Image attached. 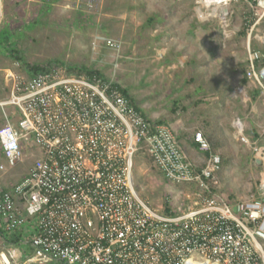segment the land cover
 Segmentation results:
<instances>
[{
  "label": "built area",
  "instance_id": "built-area-1",
  "mask_svg": "<svg viewBox=\"0 0 264 264\" xmlns=\"http://www.w3.org/2000/svg\"><path fill=\"white\" fill-rule=\"evenodd\" d=\"M232 1L239 0L216 4ZM242 1L245 77L264 95V0ZM28 77L12 80L3 104L13 115L1 106L0 126V171L23 162L20 144L36 149L20 179L0 186V226H32V253L20 264H264V168L257 197L230 198L220 183L221 158L203 133L192 136L204 154L195 164L172 129L138 110L112 77L58 67ZM233 126L253 162L263 164L264 146L245 134L239 117ZM139 153L189 192L165 210L149 204L135 189ZM0 264L17 263L1 250Z\"/></svg>",
  "mask_w": 264,
  "mask_h": 264
},
{
  "label": "rangeland",
  "instance_id": "rangeland-1",
  "mask_svg": "<svg viewBox=\"0 0 264 264\" xmlns=\"http://www.w3.org/2000/svg\"><path fill=\"white\" fill-rule=\"evenodd\" d=\"M214 7L204 0H0V30H10L22 59L0 48V126L1 106L13 115L3 104L12 80L29 78V66L57 61L55 67L73 74L94 69L112 77L138 110L166 123L185 153L200 130L221 158L226 195L257 197L264 163L253 162L252 149L237 138L233 126L239 117L245 134L264 146V101L259 95L244 99L245 92L258 91L245 78L248 5L232 1L224 17L218 10L214 14ZM110 40L112 46L106 43ZM20 149L26 154L23 162L7 172L14 180L36 155L35 146L20 144ZM140 155L134 158L135 189L149 204L165 210L170 200L189 192L186 184L165 181ZM7 233L0 231V251H10L17 264L24 263L31 247L25 241H3Z\"/></svg>",
  "mask_w": 264,
  "mask_h": 264
},
{
  "label": "crops",
  "instance_id": "crops-1",
  "mask_svg": "<svg viewBox=\"0 0 264 264\" xmlns=\"http://www.w3.org/2000/svg\"><path fill=\"white\" fill-rule=\"evenodd\" d=\"M246 42V41H245ZM245 44V43H244ZM256 45V44H255ZM244 49H245V47H244ZM245 57H246V55H245ZM245 65H246V61H245ZM246 78V77H245ZM247 80V79H246ZM247 83L248 84H250L251 85V88H253L252 87V83H250V81H247ZM254 89V88H253ZM258 90V89H257ZM243 91H245V90H243ZM253 91V90H252ZM256 91V90H255ZM258 95L261 97V99L264 101V95H262L261 93H260V91L258 90L257 91V94L256 95H254V93H247V92H245V95H244V99H250V96H251V99H252V97H253V99L255 98V97H258ZM255 96V97H254ZM130 98V97H129ZM133 102V101H132ZM134 104V103H133ZM183 151H184V149H183ZM1 153V152H0ZM185 153V152H184ZM187 153H189V155H191V158H189L190 156H188V154ZM187 153H185L186 155H187V157L193 162V163H195V164H197V163H200L201 161V159H202V156L204 155L203 153H200V155L198 156L197 155V153H198V151H197V149H196V147L194 146V144H192V145H188L187 146ZM195 153H196V155L198 156H196V157H194V155H195ZM203 154V155H202ZM3 160H4V158H3V156H2V154H1V156H0V164H2L3 163ZM10 169H6V170H4V171H0V186H2L3 188H11V186L14 184V183H16L19 179H20V177L23 175V173H21L20 175H16L15 177V180L14 179H12V177H10V175H12V174H8L7 172L9 171ZM26 227L28 228V232L26 231ZM26 227H23L22 229H19V230H16V231H10V232H8L7 233V235L3 238V241H25V242H27V241H29V234H30V232H31V229H32V226L31 225H27ZM3 230V233H5V230L0 226V231H2ZM10 252V251H9ZM11 254V253H10ZM12 255V258L13 259H15L16 257H15V254H11Z\"/></svg>",
  "mask_w": 264,
  "mask_h": 264
},
{
  "label": "trees",
  "instance_id": "trees-1",
  "mask_svg": "<svg viewBox=\"0 0 264 264\" xmlns=\"http://www.w3.org/2000/svg\"><path fill=\"white\" fill-rule=\"evenodd\" d=\"M11 38L12 37H11V33H10L9 29H7V28L1 29L0 30V48L4 47L6 49L5 52L8 54L9 57H12L14 59H17V60L21 61L22 59H21V57H19L17 55L18 51H16V49L14 47L13 38L12 39ZM57 64H58L57 61L47 62V63H44V64L31 65V66L28 67V69H30L29 70L30 72H35L37 70H50V69L54 68L55 65H57ZM69 70L70 69L68 68L67 71H69ZM76 71H79V70L77 69V70H75V72ZM80 71H81L80 73H82V71H83V72H85L88 75H92L93 73H99L97 70L90 69V68H85V67H84L83 70L81 68ZM122 92H123V94L127 95L125 90H122ZM159 122H162V121H159ZM194 146H195V144H194Z\"/></svg>",
  "mask_w": 264,
  "mask_h": 264
},
{
  "label": "bare ground",
  "instance_id": "bare-ground-1",
  "mask_svg": "<svg viewBox=\"0 0 264 264\" xmlns=\"http://www.w3.org/2000/svg\"><path fill=\"white\" fill-rule=\"evenodd\" d=\"M206 3H218L219 1H221V0H204ZM215 7L213 8V13L215 14V12H216V9H219L220 10V7L222 6V5H219L218 6V4H217V7H216V5H214ZM221 12V11H220ZM222 13H224V11H222L220 14L222 15ZM218 16V15H217ZM222 17V16H221ZM223 17H224V15H223ZM223 17H222V19H223Z\"/></svg>",
  "mask_w": 264,
  "mask_h": 264
},
{
  "label": "water",
  "instance_id": "water-1",
  "mask_svg": "<svg viewBox=\"0 0 264 264\" xmlns=\"http://www.w3.org/2000/svg\"><path fill=\"white\" fill-rule=\"evenodd\" d=\"M226 10V6L225 5H222L221 7H220V10L219 11H225Z\"/></svg>",
  "mask_w": 264,
  "mask_h": 264
}]
</instances>
